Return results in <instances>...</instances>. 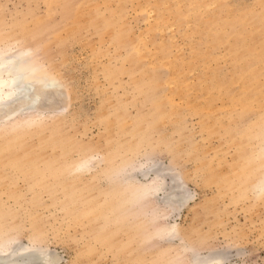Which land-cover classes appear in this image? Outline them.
Instances as JSON below:
<instances>
[{"label": "rangeland", "instance_id": "rangeland-1", "mask_svg": "<svg viewBox=\"0 0 264 264\" xmlns=\"http://www.w3.org/2000/svg\"><path fill=\"white\" fill-rule=\"evenodd\" d=\"M8 37L57 85L0 123L13 255L264 264V0H0Z\"/></svg>", "mask_w": 264, "mask_h": 264}, {"label": "snow or ice", "instance_id": "snow-or-ice-1", "mask_svg": "<svg viewBox=\"0 0 264 264\" xmlns=\"http://www.w3.org/2000/svg\"><path fill=\"white\" fill-rule=\"evenodd\" d=\"M12 37H8L5 43L12 48L11 55H3L0 53V70H7V78L0 74V112H3L5 116L11 118V114L17 116L37 113L38 118L40 115L39 103L43 98V95L47 88L51 86L48 78H42L37 81L34 71L32 70V57L38 55L29 50L27 53L17 52L16 45L22 43L19 39L15 40V44H11ZM39 83L40 87H37ZM49 113H43L47 116ZM51 115L55 116L57 113L52 112ZM95 159H100L99 156H95ZM156 161H151V166L156 165ZM82 168V166H81ZM259 193L264 196V185L259 188ZM190 195V194H189ZM7 216H0V252L7 249L5 255H12L17 251L12 247L14 243L15 229L12 224L7 222ZM33 240L37 243H42L45 239H49L50 235L43 229L33 226ZM178 239L175 231L168 235V242ZM41 254L44 253L43 248L33 249ZM0 264H12L11 261H2ZM34 264H64L62 260L54 259L51 256L42 258ZM163 264H183L182 259H175L163 262ZM212 264H218V262H212Z\"/></svg>", "mask_w": 264, "mask_h": 264}, {"label": "bare ground", "instance_id": "bare-ground-1", "mask_svg": "<svg viewBox=\"0 0 264 264\" xmlns=\"http://www.w3.org/2000/svg\"><path fill=\"white\" fill-rule=\"evenodd\" d=\"M9 46V45H8ZM7 47V46H6ZM2 49V50H1ZM0 49V53H2L3 55H11L12 54V49H11V47L10 48H1ZM3 49H5V50H3ZM29 50L27 49H23V50H19L18 52L19 53H27ZM32 70L34 71V74H35V77H36V79H37V81H39L40 79H42V78H48L49 79V81H50V83L52 82V81H54L55 83H51V86H49L48 88H47V90L49 89V90H52L51 88H53V87H55V85H56V80H55V78H54V76L52 75V73H51V71H52V67L50 66L49 68H46L45 66H43V65H41L39 62H38V60L33 56L32 57ZM0 74H2L5 78H7V70H0ZM57 86V85H56ZM37 87H40V85H39V83L37 84ZM57 88H59V87H57ZM66 102V101H65ZM44 112V111H43ZM14 113L13 114H11V117H14ZM16 116V115H15ZM22 116V115H21ZM16 118V117H15ZM8 119H10L8 116H5V114L3 113V112H0V123H2L3 121H7ZM11 121V120H10ZM6 123V122H5ZM4 123V124H5ZM12 147V146H11ZM8 148V147H7ZM37 159V158H36ZM25 160V159H24ZM29 160V159H28ZM24 162V161H23ZM10 163V162H9ZM18 163V162H17ZM35 163V162H34ZM52 163V162H51ZM25 164H26V161H25ZM31 165V164H30ZM35 165V164H34ZM52 165V164H51ZM15 167H17V166H15ZM32 167H34V166H32ZM50 167V166H49ZM52 168H54V167H52ZM35 170V169H34ZM55 171H56V169H55ZM61 171V170H60ZM178 185H179V183H178ZM157 186V185H156ZM161 186V185H160ZM161 187H159V189H160ZM180 188H182V186L180 187L179 186V193L181 194V189ZM183 189V188H182ZM159 191V190H158ZM183 193V192H182ZM185 194V193H184ZM184 194L183 195H181V196H183L184 197ZM187 196V195H186ZM185 196V197H186ZM183 197H179L180 199H181V201L180 200H178L177 202H174V203H182L183 201H182V198ZM188 199V198H187ZM169 201V200H168ZM186 201V200H185ZM184 201V202H185ZM172 208V207H171ZM175 225V224H174ZM174 225H173V227H174ZM175 229V228H174ZM172 230H173V228H172ZM176 231V230H175ZM15 243V242H14ZM12 245H14V244H12ZM14 247V246H13ZM23 249V248H22ZM33 249H36L35 247H34V245L33 246H29V247H27V249H23L22 251H21V253L20 254H18V255H10L11 257H9L8 259H3L2 257H0V262H2V261H5V260H7V261H11L12 262V264H34V262H36V261H39L40 259H42L41 258V256H40V254H39V252H37V251H33ZM5 250L6 249H4V252H5ZM4 252H2V254L4 253ZM7 252V251H6ZM1 254V253H0ZM42 255V254H41ZM6 257H7V255H5ZM6 257H4V258H6ZM212 262H218V264H224L223 263V259H222V256H220V255H218L217 253H214V252H211V253H209L207 256H205V257H201V259H199L198 261H196V263L195 264H212Z\"/></svg>", "mask_w": 264, "mask_h": 264}]
</instances>
